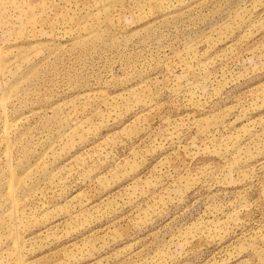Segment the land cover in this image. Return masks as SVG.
Listing matches in <instances>:
<instances>
[{
    "label": "rangeland",
    "instance_id": "obj_1",
    "mask_svg": "<svg viewBox=\"0 0 264 264\" xmlns=\"http://www.w3.org/2000/svg\"><path fill=\"white\" fill-rule=\"evenodd\" d=\"M0 264H264V0H0Z\"/></svg>",
    "mask_w": 264,
    "mask_h": 264
}]
</instances>
